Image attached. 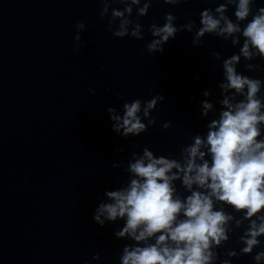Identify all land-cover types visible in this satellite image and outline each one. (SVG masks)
Segmentation results:
<instances>
[{"label":"water","instance_id":"1","mask_svg":"<svg viewBox=\"0 0 264 264\" xmlns=\"http://www.w3.org/2000/svg\"><path fill=\"white\" fill-rule=\"evenodd\" d=\"M210 6L212 0L177 6L153 0L142 18L146 38L138 40L108 31L101 0H0V264H85L97 252L101 261L92 264H119L127 241L114 236L115 225L93 219L103 190L127 179L113 162L144 145L179 152L191 135L206 131L201 93L218 94L222 78L211 54L236 51L211 35L193 46L183 31L163 54L149 53L147 26L164 23L167 12L178 24L199 22ZM79 21L87 25V43L74 54ZM116 92L128 100L163 93L153 113L157 125L138 137L118 136L107 112L122 107ZM165 121L172 127L164 129ZM229 246H238L235 238ZM237 264L254 261L244 256Z\"/></svg>","mask_w":264,"mask_h":264},{"label":"clouds","instance_id":"2","mask_svg":"<svg viewBox=\"0 0 264 264\" xmlns=\"http://www.w3.org/2000/svg\"><path fill=\"white\" fill-rule=\"evenodd\" d=\"M186 0H163L177 6ZM101 17L108 18L114 36L144 40L142 18L153 0H101ZM196 19L177 23L173 12L164 23L152 22L147 32L149 53H161L180 32L192 34L193 46L209 35L230 42L236 49L224 56L213 51L222 78L217 94L204 88L200 118L206 131L191 135L179 152H157L151 145L113 162L127 179L105 188L93 219L101 227L115 225L114 236L125 240L119 264H237L251 256L264 264V3L260 0H212ZM118 5V6H116ZM74 54L86 46L75 25ZM143 55V51L141 52ZM243 69V70H242ZM199 80V77H197ZM111 91V89H108ZM88 91L95 94V88ZM109 106L112 130L125 139L138 137L158 123L153 113L165 101L163 93ZM164 129L172 127L165 121ZM118 151H124L121 147ZM235 238L237 247H230ZM92 261H101L95 253ZM85 261V264H92Z\"/></svg>","mask_w":264,"mask_h":264}]
</instances>
